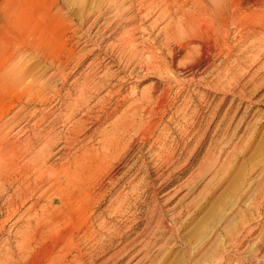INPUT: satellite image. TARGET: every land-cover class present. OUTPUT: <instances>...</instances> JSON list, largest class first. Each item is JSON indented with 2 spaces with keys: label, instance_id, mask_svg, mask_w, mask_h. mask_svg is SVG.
I'll list each match as a JSON object with an SVG mask.
<instances>
[{
  "label": "rangeland",
  "instance_id": "374dc122",
  "mask_svg": "<svg viewBox=\"0 0 264 264\" xmlns=\"http://www.w3.org/2000/svg\"><path fill=\"white\" fill-rule=\"evenodd\" d=\"M106 1L0 3V80L18 59L30 69L16 86L0 81V122L19 113L11 128L22 141L40 125L6 176L0 221L35 185L30 169L47 140L55 175L5 222L0 264H30L46 242L41 264H264V18L233 17L246 0H203L201 16V0H121L119 16ZM48 188L55 225L27 250L20 235L41 212L27 210L46 205Z\"/></svg>",
  "mask_w": 264,
  "mask_h": 264
},
{
  "label": "bare ground",
  "instance_id": "6f19581e",
  "mask_svg": "<svg viewBox=\"0 0 264 264\" xmlns=\"http://www.w3.org/2000/svg\"><path fill=\"white\" fill-rule=\"evenodd\" d=\"M80 0H71V2H73V3H78ZM120 1L121 0H108V1H106L107 2V12L108 11H115V12H117L115 15L117 16L118 14L120 15V13H121V4H120ZM156 1L157 0H155V3H156ZM146 2H147V0H142L141 1V6H144V5H146ZM153 2V1H152ZM151 2V3H152ZM102 3V2H101ZM105 3V2H104ZM150 3V4H151ZM164 3V2H163ZM177 4H179V3H177ZM192 4V3H191ZM205 4L206 3H204V1L203 0H201V2L200 3H197V4H195L196 5V7H198L199 8V10H201L202 12H200L199 11V13H198V15H204V14H206V10H207V6H205ZM39 5V4H38ZM153 5V4H152ZM163 5V4H162ZM170 5V4H169ZM168 5V6H169ZM231 5V4H230ZM106 6V5H105ZM209 6V5H208ZM81 7H82V5H81ZM233 7V6H232ZM84 8V7H83ZM237 9H234L233 11H232V16L233 17H235V16H239V17H243L244 18V20H251V21H253V22H257L258 23V21L259 20H262V18H264V0H246L244 3H242V5L241 4H239L237 7H236ZM142 9H143V7H142ZM18 7H16L14 10H12L13 11V13H17L18 11ZM187 10V9H186ZM213 10V9H212ZM49 11H50V8H47V10L45 11V13L42 15V16H48V13H49ZM142 11V10H141ZM123 12V11H122ZM186 12V11H185ZM204 12V13H203ZM211 12V11H210ZM216 12H217V10H216ZM194 13V12H193ZM97 14V13H96ZM118 15V16H119ZM39 16V15H38ZM37 16V17H38ZM76 16V15H75ZM149 16V15H148ZM196 16V15H195ZM100 17V16H99ZM114 17V16H113ZM183 17V16H182ZM197 17V16H196ZM209 17V16H208ZM211 17V16H210ZM34 18V15H32V16H24L22 19H19L18 20V22H17V24H18V26H19V24L20 23H22L24 26H26V25H28L29 24V22L32 20ZM187 18H189L188 16H187ZM6 19V18H5ZM7 19H8V17H7ZM161 19V18H160ZM185 19V18H184ZM10 20H11V18H10ZM99 20H100V18H98L97 17V19L95 20V22H94V24H97L98 22H99ZM179 20V19H178ZM182 20V19H181ZM243 20V21H244ZM61 21V20H60ZM84 21V20H83ZM8 22H9V20H8ZM45 22V21H44ZM85 22V21H84ZM214 22V21H213ZM87 23V22H86ZM223 22H221L218 26L219 27H217V29H219V31H216L217 33L216 34H218L216 37L217 38H219L217 41H218V46H219V44H220V46L222 47V48H227V49H224V50H226L227 51V55H228V53H230L231 52V49L230 48H228V46L226 45V43H227V41L225 40V38L227 39V37H225V36H222L223 34V30H222V28H223V25L224 24H222ZM231 23V22H230ZM242 23V22H241ZM260 23V22H259ZM37 24V23H36ZM179 24V23H178ZM182 24V23H181ZM50 25V24H49ZM49 25H47V27L49 28ZM193 25V24H192ZM191 25V26H192ZM253 25V24H252ZM113 25H111V26H109L108 27V29L109 30H111V27H112ZM183 26H184V24H183ZM190 26V27H191ZM42 27V26H41ZM114 27V26H113ZM185 27V26H184ZM263 27V26H262ZM34 28V27H33ZM186 28V27H185ZM198 28V27H197ZM212 28V27H211ZM35 29V28H34ZM33 29V30H34ZM42 29H43V31L46 33H43V35H41V38H42V40H45V41H47L51 36H52V34H51V32L52 31H50V30H48L46 27H42ZM90 29V28H89ZM192 29V28H191ZM190 29V30H191ZM41 30V29H40ZM40 30H38V31H40ZM113 30V29H112ZM186 30V29H185ZM190 30H188V31H190ZM195 30V29H194ZM230 30V29H229ZM37 31V30H36ZM54 31V30H53ZM226 31V30H225ZM191 33L190 34H193V32L192 31H190ZM241 32V31H240ZM98 33V32H97ZM186 33V32H185ZM247 33V32H246ZM101 34V33H100ZM187 34V33H186ZM163 35V34H162ZM173 35H174V33H173ZM181 35H183V34H181ZM181 35H180V33H178V34H175V37L176 38H174V39H176L177 40V38H180L181 37ZM202 36V35H201ZM56 37V36H55ZM185 37H187L186 35H185ZM189 37V36H188ZM215 37V38H216ZM58 38V37H57ZM214 38V39H215ZM242 39V38H241ZM259 40V39H258ZM4 41V40H3ZM173 41V40H172ZM178 41V40H177ZM57 42V41H56ZM215 42V41H214ZM217 43V42H216ZM239 43V42H238ZM262 43V42H261ZM164 44V43H163ZM169 44V43H168ZM171 44V43H170ZM188 44V43H187ZM186 45V44H185ZM213 45H214V47H215V44L213 43ZM252 45V44H251ZM169 46V45H168ZM171 46V45H170ZM206 46H208V45H206ZM212 46V45H211ZM219 46V47H220ZM49 47H50V45H49ZM167 47V46H166ZM178 47V46H177ZM236 46H234V48H235ZM19 48V47H18ZM48 48V47H47ZM158 48V47H157ZM165 48V47H164ZM205 48V47H204ZM211 48V47H210ZM217 49V48H216ZM204 50V49H203ZM206 50H208L209 51V48L207 47V49ZM211 50V49H210ZM224 50H222V51H224ZM16 51H18V50H16ZM217 51V50H216ZM222 51H220V52H222ZM233 51V50H232ZM5 52V49H4V43H2V44H0V55H2V53H4ZM211 52V51H210ZM197 53V52H196ZM210 54V53H209ZM223 54V53H222ZM221 54V55H222ZM123 55V54H122ZM171 55V54H170ZM207 55V54H206ZM216 55H218V54H216ZM220 55V56H221ZM17 56H19V55H17ZM208 56H210V55H208ZM45 57V56H44ZM87 57V56H86ZM228 57V56H227ZM19 58V57H18ZM154 59H155V57H154ZM19 60V59H18ZM17 60V61H18ZM225 60V59H224ZM227 60V59H226ZM15 62L14 63V61H13V63L9 66L10 67V69L9 70H7V71H5V73L1 76L2 77V79L0 80L1 82H2V84H6V83H8V81L9 80H11V82H12V84L13 85H18V84H20V82L19 81H22L23 79H26L25 77H27V72L28 71H30V69L29 70H27V69H25L26 71H22L21 69H20V67H22V65H21V62L20 63H18V62ZM142 63V62H141ZM144 63V62H143ZM152 64V63H151ZM21 65V66H20ZM144 65V64H143ZM150 65V64H149ZM151 66V65H150ZM150 66H149V68H150ZM156 66V65H155ZM158 66V65H157ZM142 67V66H141ZM152 68H153V66H151ZM161 67V66H160ZM146 68V67H145ZM155 68V67H154ZM215 68V67H214ZM147 69H148V67H147ZM162 69V68H161ZM0 70H2V68H0ZM3 71V70H2ZM1 71V72H2ZM148 71H149V69H148ZM155 71V70H154ZM160 71V70H159ZM152 73H153V71H151ZM170 72V71H169ZM149 73H150V71H149ZM156 73V72H155ZM157 73H158V71H157ZM161 73V72H160ZM154 74V73H153ZM69 75H71V74H69ZM68 77V76H67ZM171 77V76H170ZM173 77V76H172ZM174 78V77H173ZM172 78V79H173ZM177 78V77H176ZM63 79V78H62ZM65 79V78H64ZM194 80V79H193ZM192 80V81H193ZM178 82V81H177ZM92 83V82H91ZM186 83V82H185ZM46 86H47V84H46ZM86 86V85H85ZM168 87H169V85H168ZM23 88H25V87H23ZM164 90H165V88H164ZM33 92V91H32ZM5 93H6V91H5ZM31 93V92H30ZM165 93V92H164ZM59 94V93H58ZM81 94V93H80ZM84 94V93H83ZM118 94V93H117ZM133 94V93H132ZM136 94V93H135ZM85 95V94H84ZM83 95V96H84ZM167 95V94H166ZM29 96H32V93H31V95H29ZM81 96V95H80ZM113 96V95H112ZM159 96H160V94H159ZM132 97V96H131ZM164 97V96H163ZM111 98V97H110ZM1 99V98H0ZM162 99V98H161ZM163 101V100H162ZM144 103V102H143ZM142 103V104H143ZM76 104V103H75ZM158 104V103H157ZM160 104V103H159ZM119 105V104H118ZM76 106V105H75ZM138 106V105H137ZM141 106V105H140ZM142 108V107H141ZM155 108V107H154ZM23 109V108H22ZM40 109V108H39ZM103 109H105V108H103ZM2 110V109H1ZM42 110H43V108H42ZM74 110V109H73ZM72 110V111H73ZM105 110H107V109H105ZM144 111V110H143ZM38 112V111H37ZM91 112V111H90ZM4 113V112H3ZM21 113V112H20ZM33 113V112H32ZM35 113V112H34ZM39 113V112H38ZM106 113V112H105ZM151 114V113H150ZM153 114V113H152ZM151 114V115H152ZM35 115V114H34ZM19 116V113H17L12 119H11V121H9L8 120V122H5V123H1L0 122V194H1V191H3V193H4V187L6 186V182L7 181H9L10 180V177H6L7 175H13V173L15 172V170L18 168V165L16 164V162H15V160H16V157L18 158V156H17V151H19V149L21 150L22 148H24V146L26 147V149H27V146L28 147H32L33 146V142H31V140L34 138V135H35V133H36V128L39 126L40 127V125H35L33 128H32V133L33 134H29V135H27V133H26V135H27V139H26V141L25 140H21V137L20 138H18L19 137V135L20 134H17V135H15L13 132V130H15V127H16V125H14V127H12L11 128V124L13 123V121L12 120H15L17 117ZM24 116V115H23ZM33 116V115H32ZM113 116V115H112ZM25 117V116H24ZM28 117V116H27ZM46 117V116H45ZM48 117V116H47ZM99 117V116H98ZM19 118V117H18ZM25 119H27V118H25ZM24 119V120H25ZM17 120V119H16ZM42 120H44V119H42ZM46 120V119H45ZM130 120V119H129ZM26 121V120H25ZM27 121H29V120H27ZM41 121V120H40ZM27 123V122H26ZM30 123V122H29ZM98 123V122H97ZM18 124V123H17ZM34 124V123H33ZM91 124V123H90ZM48 125V124H47ZM149 125V124H148ZM33 126V125H32ZM120 127V126H119ZM39 129V128H38ZM124 129V128H123ZM41 130V129H40ZM44 131H45V129H43ZM84 130V129H83ZM126 130H127V128H126ZM13 131V132H12ZM24 131V130H23ZM31 131V130H30ZM42 131V130H41ZM119 131V130H118ZM122 131V130H121ZM124 131V130H123ZM144 131V130H143ZM40 132V131H39ZM114 132V131H113ZM18 133H20V132H18ZM22 133H24V132H22ZM83 133V132H82ZM87 133V132H86ZM126 133H127V131H126ZM125 133V134H126ZM130 133V132H129ZM37 134V133H36ZM42 134V133H41ZM74 134V133H73ZM122 134V133H121ZM120 134V135H121ZM124 134V133H123ZM116 136V135H115ZM120 137V136H119ZM146 137V136H145ZM37 138V137H36ZM52 138V137H51ZM50 138V139H51ZM116 138V137H115ZM25 139V138H24ZM54 139V138H53ZM71 139V138H70ZM117 139V138H116ZM159 139V138H158ZM161 139V138H160ZM44 140V139H43ZM52 140V139H51ZM55 140V139H54ZM54 140H53V142H54ZM67 141H68V139H67ZM66 141V142H67ZM110 141V140H109ZM50 142L51 141H49V140H47L46 141V143L44 144V148H43V151H42V153L40 154V156H38L39 157V159H38V161H36L38 164H36L34 161V166L30 169L31 171H34L35 172V174H36V179H35V185H33V184H28L27 186H25L22 190H21V192L19 193V196L17 197L18 199H19V201H20V204L18 205L14 200H11V202H10V204L8 205V210L6 211L7 212V218L8 219H6V220H4L3 222L2 221H0V236L4 233V231H5V222H10L9 220H11L10 219V217L12 218L13 216H16L15 214L17 213L18 214V210H19V208H20V206H24L28 201H30V199L31 198H33L35 195H36V193L37 192H39L38 191V188H39V186L37 185V182H39V183H41V184H43V185H46V184H48V183H50V181L52 182V179H51V176L53 175V176H55L54 174H53V172H52V169H51V167H49L48 166V164H49V160L51 159V156H52V151L50 150V146L52 145L53 146V144H50ZM71 142V141H70ZM69 142V143H70ZM111 142V141H110ZM35 143V142H34ZM52 143V142H51ZM68 143V144H69ZM156 143V142H155ZM26 144V145H25ZM28 144V145H27ZM72 144V146H73V143H71ZM70 145V144H69ZM69 145H67V146H69ZM123 145V144H122ZM127 146V145H126ZM52 148V147H51ZM67 148V147H66ZM69 148H71V147H68V149ZM124 148V147H123ZM72 149V148H71ZM163 150V149H162ZM29 151V150H28ZM65 151V150H64ZM37 152V151H36ZM61 153V152H60ZM113 153V152H112ZM160 156V155H159ZM164 156V155H163ZM109 157V156H108ZM32 161V160H31ZM86 162V161H85ZM76 164H77V162H76ZM20 168V167H19ZM57 169V168H56ZM21 171V170H20ZM28 171V170H27ZM22 172V171H21ZM85 172V171H84ZM54 173H56V172H54ZM23 174V175H22ZM16 175V174H15ZM15 175H13V176H15ZM21 175L22 176H26L25 174H24V172H22L21 173ZM12 176V177H13ZM21 176V177H22ZM58 176H59V174H58ZM16 177V176H15ZM59 178H61V177H59ZM14 179H16V178H14ZM90 179V178H89ZM12 180V179H11ZM18 180L19 179H17V182H18ZM56 181V180H55ZM90 181V180H89ZM16 182V181H15ZM30 182V181H29ZM77 182V181H76ZM19 183V182H18ZM26 183V182H25ZM56 183H57V181H56ZM12 184V183H11ZM70 184V182L68 183V185ZM89 184V183H88ZM87 184V185H88ZM117 184H119V183H117ZM9 185V184H8ZM14 185V184H13ZM55 186H57L56 184H54ZM112 185H114L115 186V184L112 182ZM54 186V187H55ZM71 187V186H70ZM52 188V187H51ZM57 188V187H56ZM56 188H53L54 190L56 189ZM77 188V187H76ZM86 188V187H85ZM52 189V190H53ZM59 189V188H58ZM57 189V190H58ZM53 190V191H54ZM60 190V189H59ZM82 190H83V188H82ZM56 191V190H55ZM68 191V190H67ZM76 193V192H75ZM79 193V192H78ZM78 193H76V194H78ZM93 194V193H92ZM18 195V194H17ZM16 195V196H17ZM73 195V194H72ZM71 196V195H70ZM77 196V195H76ZM99 196H101V194H99V192H97V194H93V195H90L89 196V199H88V201L89 202H93L92 204H94L96 201H97V199H98V197ZM51 197H54L53 195H51V189L50 188H48V189H46V191L44 192V194L42 195V198H46V205H44V206H42L41 207V209L40 210H38V207H39V203L40 202H35L34 204H32L30 207H29V209L27 210L28 212H35V211H41L40 213H37L36 214V217L35 218H33V216H32V218L33 219H27V227H26V229L24 230V232L22 233V235H20L21 237L19 238V239H21V246L22 247H25V249L27 248V250H32L33 248H35V247H37L39 244H40V242H41V238L42 237H47L49 234H50V232H51V230H52V225H55V222L53 221L54 219H52V206H53V201H52V199L53 198H51ZM71 198V197H70ZM16 200V199H15ZM115 200V199H114ZM17 201V200H16ZM59 204V203H58ZM119 204V203H118ZM21 208H23V207H21ZM21 210V209H20ZM19 210V211H20ZM27 212V213H28ZM117 212V211H116ZM73 213V212H72ZM71 213V214H72ZM3 214H4V212H3V210H2V208H0V218L3 216ZM75 215V214H74ZM19 217V216H18ZM65 217V216H64ZM179 217V216H178ZM62 218V217H61ZM12 219H14V218H12ZM22 219V218H21ZM75 219V218H74ZM177 219V218H176ZM57 220V219H56ZM162 220V219H161ZM18 222H20V221H18ZM54 222V223H53ZM60 223V222H59ZM161 223V222H160ZM57 225H59V224H57ZM174 226V225H173ZM7 227V226H6ZM14 227V226H13ZM159 230H160V228H159ZM52 233V232H51ZM63 235V234H62ZM51 237V236H50ZM49 238V237H48ZM47 238V239H48ZM62 238V237H61ZM47 241V240H46ZM9 242H10V240H9ZM60 242H61V240H60ZM47 244H45V243H43V244H45V246L41 249L40 248V246H39V248H40V250H41V252H37V253H35L36 255H34L33 256V258L31 259V263L30 264H41L40 262H39V258H38V256H40L41 257V255L42 254H44L43 256H44V258L47 260V258L49 257V255H50V253H51V250H50V245H49V243L48 242H46ZM9 244V243H8ZM62 244V243H61ZM65 244H66V242H65ZM132 244H134V243H132ZM63 245V244H62ZM58 246V245H57ZM65 246V245H64ZM19 248V247H18ZM21 248V247H20ZM58 248V247H57ZM57 248H54V249H57ZM23 249V248H22ZM24 249V250H25ZM51 249H53V246L51 247ZM53 249V250H54ZM59 250V249H58ZM64 250V249H63ZM62 250V251H63ZM26 252V251H25ZM20 253H22V251H20ZM61 253V252H60ZM7 254V253H6ZM63 254V253H62ZM54 256V255H53ZM52 255L50 256V257H53ZM149 256V255H148ZM20 257V258H19ZM24 257V251H23V253H22V255H20V256H18V260L20 261V259H22ZM60 259H61V256L59 257ZM63 258H64V256H63ZM125 259V258H124ZM5 260V259H4ZM41 260V259H40ZM54 260V259H53ZM51 260H49L48 262H50ZM142 262V261H141ZM9 263V262H8ZM16 263H19V262H16ZM16 263H11V264H16ZM51 263V262H50ZM50 263H48V264H50ZM53 263V262H52ZM51 263V264H52ZM47 264V263H46Z\"/></svg>",
  "mask_w": 264,
  "mask_h": 264
},
{
  "label": "crops",
  "instance_id": "0c3cea01",
  "mask_svg": "<svg viewBox=\"0 0 264 264\" xmlns=\"http://www.w3.org/2000/svg\"><path fill=\"white\" fill-rule=\"evenodd\" d=\"M2 0H0V3H1Z\"/></svg>",
  "mask_w": 264,
  "mask_h": 264
}]
</instances>
